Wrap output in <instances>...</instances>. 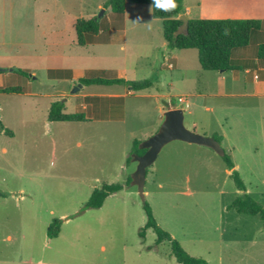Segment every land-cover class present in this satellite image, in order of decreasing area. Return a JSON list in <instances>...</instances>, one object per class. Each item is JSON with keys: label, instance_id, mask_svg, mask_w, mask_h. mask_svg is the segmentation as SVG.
Returning a JSON list of instances; mask_svg holds the SVG:
<instances>
[{"label": "rangeland", "instance_id": "374dc122", "mask_svg": "<svg viewBox=\"0 0 264 264\" xmlns=\"http://www.w3.org/2000/svg\"><path fill=\"white\" fill-rule=\"evenodd\" d=\"M107 1L0 0V65L28 72L11 71L9 76L7 87H20L21 92L0 90V119L13 133H0V190L7 193L0 196V264H179L168 241L156 243L153 229H146L144 237L139 234L147 217L131 183L137 163L127 162L133 140L143 141L158 131L159 106L165 101L148 96L152 90L133 91L124 100L103 103L109 110L101 119L48 120L50 100L64 102L66 113H83L81 93L113 90L103 84H85L83 89L78 80L72 81L79 73L89 78L117 76L118 71L99 70L120 64L122 57H115L123 55L119 47H113L110 56L92 43L79 45L74 29L77 18L96 19L102 9L98 22L105 26ZM126 3L128 29L145 27L153 39H163L162 21L154 20L150 2ZM136 13L143 22L135 21ZM259 42H264V33L254 31L248 45ZM126 53L128 70L139 68L135 80L148 78L143 68L153 69L157 55L158 68L163 61L161 52L149 45L129 46ZM171 72L176 79L172 102L179 104L176 96L189 83L180 80L178 69ZM154 77L159 88L168 89L159 71ZM189 100L184 124L192 130L191 117L207 124L211 114L191 116L198 102ZM93 102L86 99L90 107ZM201 102L215 107L219 119L229 114L233 131H241L231 132L235 149L230 154L246 190L236 188L233 170L215 151L174 140L147 169L146 202L158 224L191 256L209 264H264L260 217L227 209L244 193L264 207V99L207 97ZM231 104L236 110H224ZM89 106L86 118L92 116ZM206 130L192 131L211 136ZM229 144H222L226 153ZM3 146L6 153L1 152ZM115 182L122 189L100 208L83 209L95 188ZM54 219L61 220L60 230L49 238L47 229Z\"/></svg>", "mask_w": 264, "mask_h": 264}, {"label": "crops", "instance_id": "0c3cea01", "mask_svg": "<svg viewBox=\"0 0 264 264\" xmlns=\"http://www.w3.org/2000/svg\"><path fill=\"white\" fill-rule=\"evenodd\" d=\"M129 1L126 0L125 3ZM101 7V6H100ZM153 9V7H152ZM184 14L187 15L188 19L192 18H255L264 20V0H191L189 3H184L183 0ZM154 14V13H153ZM127 3L125 4L124 13H115L109 7L106 12L107 21L105 26H100L96 33H90L87 35V44L92 43L97 48H103L106 54L112 56V48L118 46L119 51L123 52V55L115 56L122 57L120 64L112 65V68H101L99 71L101 73H106L108 71H118L117 76L112 78H122L125 80H135L134 71H138L139 68H134L128 70L127 68V48L129 46H153L157 52H161L163 61L160 68H158V55L155 60V66L144 67V71H147L148 78H151L153 85L150 88L144 90H152L153 93H148L150 97H154L156 100L163 99L165 101V106H159V117L163 121L164 112L173 108H184L186 110L191 106L190 98L197 100V110L189 111L191 116H196L197 113L207 112L211 115L209 116L208 123H204L201 120H197L191 117V127L192 130L196 128L208 129L206 133L213 136L214 134L221 135L223 137L222 144L230 143L228 146L229 155L234 152L235 145L231 142V132H235L237 135L240 134V130L232 129L231 119L229 114L225 113L223 119H219L215 114V107L203 104L207 97H222L228 98H239V97H257L258 99H264V59H259L257 56V43L255 47H250L249 45L241 48H236L232 51L231 61L237 69H231L229 71H213L202 69L199 58L198 51L195 48L187 49H169L167 41L164 38L156 39L152 38V30L139 27L128 29L125 26L127 21ZM155 16V15H154ZM136 22H143L144 18L140 14H134ZM156 16L154 20H156ZM75 22V21H74ZM264 33V27L258 30ZM146 57H148L146 55ZM151 65V64H150ZM3 70L0 71V89L8 86L9 76H11V71L9 67L1 66ZM117 67V68H114ZM133 68V67H132ZM14 69V68H13ZM111 69V70H110ZM167 69V73L163 74L162 71ZM174 69H178L181 72L180 80L188 84L189 87L186 88L182 96L187 101V106L182 107L181 104H174L172 102V91L174 89L175 80L174 73L171 72ZM13 71V70H12ZM159 71L162 75L164 82L163 85L168 86V89L159 88L157 85V78L154 75ZM169 71V72H168ZM51 69L48 70V75H50ZM192 72V73H191ZM214 72V73H212ZM131 76H129V74ZM80 78H89L85 75L79 73L73 76L72 81H77ZM211 78L213 82L211 83ZM119 84L108 85L110 92H85L81 93L79 96L80 102L79 106L83 110L88 109L89 104L86 103L87 98H93L94 102L89 106L91 108L92 116H88V120L101 119L103 115L108 112V107L103 106L107 102H116L117 99L124 100L125 97L132 95L133 90L128 86L125 90L117 89ZM105 86V85H104ZM107 86V85H106ZM122 87V86H121ZM81 88H85V84ZM141 91V90H139ZM200 101V104H199ZM54 102L50 100L48 102V111L51 103ZM112 107L111 104L109 106ZM224 110H236L235 105H224ZM258 109V108H257ZM107 110L106 113L103 111ZM83 112V113H85ZM107 116V115H106ZM185 116V113H184ZM195 119V120H194ZM212 121V122H211ZM217 124V126H215ZM207 128H205V126ZM239 123L237 124V126ZM1 152L6 153L7 148L5 146L1 147ZM226 152V151H225ZM235 166V165H234Z\"/></svg>", "mask_w": 264, "mask_h": 264}, {"label": "trees", "instance_id": "16d2710c", "mask_svg": "<svg viewBox=\"0 0 264 264\" xmlns=\"http://www.w3.org/2000/svg\"><path fill=\"white\" fill-rule=\"evenodd\" d=\"M126 0H108L104 5L105 8H111L115 13H124ZM133 3H151L153 13L162 21V30L169 49H187L195 48L198 51L199 63L204 70L213 71H229L237 69L231 61L232 51L236 48L245 47L249 44L251 34L254 31L261 30L264 27V20L255 18H192L188 22V32L186 34H177L176 31L182 21L178 18L184 12L183 0H175L176 7L169 11L156 8L153 0H129ZM100 28V23L95 18H77L74 22L77 43L79 45L87 44V35L96 33ZM257 56L264 59V42H260L257 46ZM14 72L28 76V72L23 69H13ZM82 84H123L127 85L133 91L144 90L152 87L151 78L142 80H125L122 78H80L78 80ZM3 92H21L20 87H5L0 89ZM49 121H85L86 116L82 112L66 113L65 103L54 101L51 103L48 111ZM0 133L13 135L12 131L6 128L0 119ZM213 137L222 143L223 137L214 134ZM140 140L134 139L133 146L127 157V162L131 160L133 153L143 154L144 149H139ZM227 167L234 169V163L228 153L222 157ZM234 179L235 186L240 191H245L246 186L236 170L231 174ZM122 189V184L103 183L100 187L95 188L83 209L100 208L105 199ZM0 196L6 197L7 193L0 190ZM147 221L140 229L139 234L144 237L148 228L154 230L157 235L156 243L168 241L171 246V252L179 264H209L205 259L191 256L180 245L179 241L174 239L171 234L164 230L156 221L150 205L145 202L143 204ZM227 209H234L239 214L258 215L263 223L264 229V207L256 201L248 193L237 196L228 206ZM61 225L60 219H54L47 229L49 238L56 237L59 233Z\"/></svg>", "mask_w": 264, "mask_h": 264}, {"label": "water", "instance_id": "95a60500", "mask_svg": "<svg viewBox=\"0 0 264 264\" xmlns=\"http://www.w3.org/2000/svg\"><path fill=\"white\" fill-rule=\"evenodd\" d=\"M103 13L104 9H102L96 17V21L99 20ZM178 18L182 23L178 27L176 33L186 34L188 32L189 19L184 13L180 14ZM1 70H3V68L0 67V71ZM12 70L13 68L9 69V71ZM184 113V108L166 110L158 131L149 138L140 141L138 148L144 149L145 152L141 155L136 153L131 155L132 161L137 163L136 169L131 176V183L137 187L143 203L146 202L144 187L146 183L147 169L154 163L162 148L169 142L180 140L186 143L205 146L215 151L221 157L226 153L221 143H219L213 136H206L189 130L184 124Z\"/></svg>", "mask_w": 264, "mask_h": 264}, {"label": "clouds", "instance_id": "9594fccd", "mask_svg": "<svg viewBox=\"0 0 264 264\" xmlns=\"http://www.w3.org/2000/svg\"><path fill=\"white\" fill-rule=\"evenodd\" d=\"M153 4L156 8L162 9L164 11H169L176 7L175 0H153Z\"/></svg>", "mask_w": 264, "mask_h": 264}, {"label": "built area", "instance_id": "2783aa9c", "mask_svg": "<svg viewBox=\"0 0 264 264\" xmlns=\"http://www.w3.org/2000/svg\"><path fill=\"white\" fill-rule=\"evenodd\" d=\"M177 100H178L179 104H181L182 107L187 106V101L184 97L180 96V97H178Z\"/></svg>", "mask_w": 264, "mask_h": 264}]
</instances>
